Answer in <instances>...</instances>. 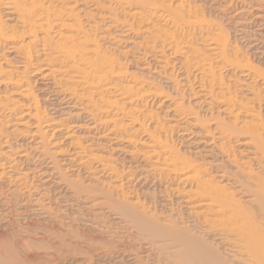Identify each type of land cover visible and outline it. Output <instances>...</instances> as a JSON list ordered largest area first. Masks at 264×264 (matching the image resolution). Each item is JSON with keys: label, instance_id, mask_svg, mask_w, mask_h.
<instances>
[{"label": "bare ground", "instance_id": "bare-ground-1", "mask_svg": "<svg viewBox=\"0 0 264 264\" xmlns=\"http://www.w3.org/2000/svg\"><path fill=\"white\" fill-rule=\"evenodd\" d=\"M109 4L125 11V16L137 21L141 27L150 26L146 32L154 39L155 44L160 43L161 48L171 51L173 56L184 57L186 80L182 76L179 82L176 81V85L191 90L198 89L199 96L204 98L202 105L210 107L215 103L218 114L229 118L228 121L213 122L212 132L211 127L208 129L207 126H202L205 127L203 130L211 134L213 142L221 137L231 141L246 136L247 139L243 138V145L252 149L253 161L259 170L254 171L252 165L235 162L237 169L242 173L238 183L241 199L245 200H241L236 198L234 192H228L212 178H207L202 167L178 156L173 150H167V142L149 134V147L161 146L166 149V153L172 155L171 158L162 159V168L154 167V170L167 171L174 175L175 180L179 182L178 186H181V192L196 204L203 214L202 222L195 226L176 224V221L172 220L162 223L158 217L148 215L138 203L125 201L120 184L121 175L99 164L90 170L94 174L108 172L113 178L108 185H102L98 181L94 183L97 187L107 186L108 191L97 193L79 181L68 180L58 169L55 175L58 176L59 184L61 182L64 190L78 200L91 204V208L96 207L111 213L127 229L133 243L138 245L137 249L149 251L151 261L144 262L137 254L134 258L137 264H264V114L260 110L261 95H254L244 102L238 92L232 93V87L226 84L219 72L226 68L228 72L236 71L244 80H251L263 90L264 76L237 61L228 40L219 28L200 15L197 7L186 6L185 0H109ZM0 5H4L6 10L5 20L0 13V90L9 89L11 97L25 102L18 105L22 110L17 112L14 99H4L5 95L1 97L0 91V123L7 128L9 124L14 127L11 126L9 132L5 129L1 131L5 137L0 140V177L6 176V172L12 173L14 176L11 186L17 189L26 187V175L18 170L21 162L30 160L27 151H18L19 149L10 144V134H22L18 128L31 127L33 132L30 137L33 140L40 139L33 142L31 147L33 146V151H38L41 156L52 155L49 147L58 149L61 144L67 142L75 151L76 157L73 161L86 159L101 162L100 156L94 155L88 146L74 139L72 129L76 127L68 126L64 119L52 118L41 112L40 101L35 95L34 82L37 80L32 83L25 72H19L10 64L12 60L19 64L18 69L31 70L30 76L39 77V90L42 93L48 90L50 92L44 98L46 101L54 104L59 102L63 104L61 109H73L76 111L74 115H84L92 124H111L108 133L102 138L115 140V144L122 143L123 140L124 143H132L129 139L118 140L115 129L124 132L132 129L139 131L144 129L141 116L148 122L153 118V115L144 114L134 107V100L148 97L156 100L163 98V101L159 100L160 103L168 102L169 96L164 93L141 92L140 87H137L140 82L123 71L115 59L92 48L93 42L79 20V7H93L96 3L94 5L89 0H0ZM85 16L92 17L89 12L85 13ZM166 25L173 26L174 31L163 29L162 26ZM184 28L192 30L190 37L200 40L208 55L176 38V35H186ZM124 32L129 33V29L126 28ZM14 42H20L19 47H16L17 43ZM1 48L9 50L11 61L2 55L4 49ZM165 58L164 51L159 60H156V74L163 73L169 67V60L164 61ZM214 62L219 63V66H214ZM111 80H117L119 83H112ZM255 102L258 104V110L251 106V103ZM53 107V115L60 114V111L56 110L57 105ZM111 111L121 116L120 121L125 118L129 123L123 124L118 119L107 120ZM69 114L73 115V111ZM194 120L206 124L200 117L194 116ZM143 132L146 133V130ZM46 134L48 137H45ZM143 155L147 160L153 158L149 152ZM158 157L161 158L162 155ZM3 160L7 162L3 163ZM54 180L56 181V176ZM57 189L61 190L59 186ZM116 191L120 194H115ZM41 213L48 214L43 208ZM56 238L66 248H70V251L74 250L73 243H83L84 251L80 250L81 252L92 251L94 256H106L110 253L107 252L108 249L104 250L107 243L103 239L89 233L72 236L59 232ZM33 239L22 242V245L39 248L40 244ZM127 245L129 246V243ZM226 248L233 253H236L233 251L235 249L246 261L242 262L230 255ZM126 252L123 249L119 253L124 255ZM2 261L0 264H6Z\"/></svg>", "mask_w": 264, "mask_h": 264}, {"label": "rangeland", "instance_id": "rangeland-1", "mask_svg": "<svg viewBox=\"0 0 264 264\" xmlns=\"http://www.w3.org/2000/svg\"><path fill=\"white\" fill-rule=\"evenodd\" d=\"M89 2L97 5L87 8L80 6L79 20L93 42L92 48L115 59L123 71L128 72L140 82L137 87H140L141 92L164 93L169 96V100L166 103H160L163 98L159 99L160 101L148 97L134 100V107L144 114L153 115V118L151 122H148L141 116L144 129L139 131L132 129L124 132L115 129L118 140L129 139L132 142L124 143L123 140L122 143L115 144V140L108 141L102 138L104 134L108 133L111 124H92L84 115L80 117L74 115L75 110L65 111L61 109L63 104L46 101L44 98L50 92L48 90V93H42L39 90V77L30 76L31 70L18 69L19 64L11 61L12 56L8 55L9 50L1 48V50L4 49L2 55L7 59L10 58V64L16 70L25 72L28 75L26 77L32 83L37 80L34 82L36 85L35 95L40 101L41 112L52 118L64 119L68 126L76 127L72 129L74 139L88 146L91 153L101 157L99 163L86 161V159L73 161L72 159L76 157L75 151L67 142L61 144L58 149L49 147L53 154L44 157L38 151H33V146L31 147L33 142L40 140L39 138L33 140L30 137V133L33 132L31 127L18 128L22 133L19 136L10 134V144L19 149L18 151H27L30 160L21 162L18 170L26 175L25 188L17 189L11 186L14 176L12 173L6 172V176L0 177V259L6 264H81L82 262V264H137L134 259L137 254L142 257L144 262L151 261L149 251L137 249L138 245L133 243L127 229L111 213L96 207L91 208V204L78 200L66 189L64 190L61 182V185L58 182V176L55 175L58 169L68 180L79 181L97 193L108 191L109 188L107 186L103 188L101 185L97 187L94 181L108 185L111 184L113 177L108 172L94 174L90 169L98 167V164L113 169L121 175L120 184L123 187V199L127 202L138 203L148 215L158 217L162 223L172 220L176 221V224L195 226L202 222L203 214L198 206L181 192V186H178L179 182L175 180L174 175L167 171L154 170V167L162 168V159L171 158L172 155L166 153L164 151L166 149L161 146L149 147L147 137L149 134L167 142L169 146L167 150H173L178 156L202 167L207 178H212L228 192H234L238 199L242 197L238 183L242 173L237 169L235 162L249 164L252 165L254 171L259 170L253 161L252 149L243 145V140L247 139L246 136H243L244 139L240 137L231 141L221 137L213 142L211 134L203 130L205 127L202 126H207L208 129L211 127L210 131L212 132L214 130L213 122L228 121L229 118L224 114H218L215 103H212L210 107L202 105L201 102L204 101V98L199 96L198 89L191 90L176 85V81L179 82L182 76L186 80L184 57L173 56L171 51L161 48L160 43L155 44L154 39L149 37L146 32L150 26L141 27L137 21L125 16V11L111 6L109 0H89ZM185 5L197 7L200 15L219 28V31L228 40L237 61L264 76V0H185ZM5 11L4 5H0L2 19L6 15ZM88 12L92 17L85 16V13ZM124 27L129 29V33L124 32L126 29ZM162 28L170 32L174 31L171 25L162 26ZM18 29L22 31L19 26ZM191 31L184 28L183 32H186V35H176V38L182 39V43L199 48L201 52L208 55L209 53L202 46L201 41L190 37ZM10 33L12 34L11 31ZM19 43L16 44V47H19ZM153 46H155L154 49ZM164 51L166 57L164 61L169 60L170 65L163 73L156 74V60H159ZM213 65L219 66V63L214 62ZM227 70L226 68L219 73L226 84L232 87V93L238 92L244 102L254 95H261L260 110L264 114V90L262 87L249 79L244 80L236 71L228 72ZM111 82L119 83L117 80H111ZM0 91L3 92H1V97L5 95L4 99H14L15 107L18 108L17 112L22 110L18 105H23L25 102L17 97L12 96V98L9 89L2 88ZM55 105H57L56 110L60 111V114L53 115L52 110H55L53 109ZM257 105V102L251 103V106L258 110ZM72 111L73 115L69 114ZM114 113L115 111H111L107 120L113 121L121 118L120 115ZM194 116L200 117L206 124L197 123ZM120 122L129 123L125 118ZM11 126L9 124V128H7L3 123H0V140L5 137L1 131L9 132L14 128ZM143 130H146V133ZM45 137H48V134ZM60 151H62L61 154H58L57 152ZM145 152L151 153L153 158L147 160L143 155ZM158 155H162V157L159 158ZM6 162L3 160V163ZM55 176L56 181L54 180ZM58 186L61 190L57 189ZM25 191L26 193H24ZM115 194L120 193L116 191ZM42 208L48 214L43 215ZM59 232H66L72 236H80L83 233L96 235L107 243L108 248L105 246L104 250L108 249L107 252L110 253H107L106 256L95 254L96 257L92 251L81 252L80 250L84 251L83 243H73L74 250L71 249L72 252L56 238ZM23 236L25 237L23 238ZM43 238L45 239L43 240ZM29 239L39 243L40 247L23 246L22 242ZM123 249L127 251L124 255L119 253ZM229 250L226 248V252H229L230 255L242 262L245 260L235 249L233 251L236 253Z\"/></svg>", "mask_w": 264, "mask_h": 264}]
</instances>
